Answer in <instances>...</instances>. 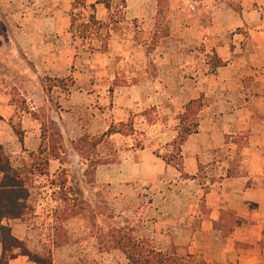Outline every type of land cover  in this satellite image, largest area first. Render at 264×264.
<instances>
[{"label": "rangeland", "instance_id": "374dc122", "mask_svg": "<svg viewBox=\"0 0 264 264\" xmlns=\"http://www.w3.org/2000/svg\"><path fill=\"white\" fill-rule=\"evenodd\" d=\"M257 36L264 0H0V144L30 194L27 214L6 221L13 234L53 264H129L119 231L178 254V196L203 212L219 171L181 174L177 142L215 99L259 101L210 86L234 58L248 72L240 59ZM193 99L196 115L181 119ZM164 206L165 225L146 211ZM184 258L208 264L193 247Z\"/></svg>", "mask_w": 264, "mask_h": 264}, {"label": "crops", "instance_id": "0c3cea01", "mask_svg": "<svg viewBox=\"0 0 264 264\" xmlns=\"http://www.w3.org/2000/svg\"><path fill=\"white\" fill-rule=\"evenodd\" d=\"M257 38L261 40L240 59L249 66L248 72L240 76L234 68L238 61L234 58L221 67L224 72L218 70L211 76L210 86L230 96L236 91L244 96H259V101L231 107L230 100L215 99L207 107L209 114L201 115L196 130L180 145L181 174L195 176L204 166L219 171L209 182L203 212L198 204L192 210L187 207L185 193L178 196V206L172 214L177 225L172 230L180 245L178 255L183 258L193 247L208 264H264V36ZM225 147L226 151H221ZM146 211L149 216L162 217L165 225V206ZM146 222L156 225L151 219ZM152 231L154 228L147 225L145 233L150 235ZM166 234L165 230L152 233L163 240ZM22 261L32 263L20 256L9 264Z\"/></svg>", "mask_w": 264, "mask_h": 264}, {"label": "trees", "instance_id": "16d2710c", "mask_svg": "<svg viewBox=\"0 0 264 264\" xmlns=\"http://www.w3.org/2000/svg\"><path fill=\"white\" fill-rule=\"evenodd\" d=\"M158 4L157 13H164L165 10L160 7V1ZM89 22L98 26L101 24L94 14L89 16ZM198 103L197 99L189 101L183 112L179 114L181 119L188 115L195 116L200 107ZM193 126L197 127L196 122ZM193 132L191 128H186L185 134L179 137L178 147ZM15 133L19 142L22 143V133L19 131ZM113 133L116 131L108 130L107 132L109 135ZM75 147L80 152L81 148L78 145ZM40 173L46 174L47 172ZM29 195L27 179L20 168L12 166L0 144V264H9L10 260L20 256L26 257L28 261L35 264H53L51 251L43 253L31 250L26 241L15 236L11 227L6 223L8 220L20 219L27 214ZM117 233L114 239L116 249L123 253L129 264H186L185 258L176 253H168L153 246H147L126 234L121 235L120 231Z\"/></svg>", "mask_w": 264, "mask_h": 264}]
</instances>
